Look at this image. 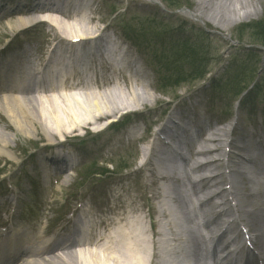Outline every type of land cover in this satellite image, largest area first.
<instances>
[{
  "label": "bare ground",
  "instance_id": "bare-ground-1",
  "mask_svg": "<svg viewBox=\"0 0 264 264\" xmlns=\"http://www.w3.org/2000/svg\"><path fill=\"white\" fill-rule=\"evenodd\" d=\"M77 1L83 4L90 14L87 16L74 14L63 6L67 3L70 8H74ZM144 1L154 2V0ZM194 1L195 11L186 12L185 15L206 24H213L223 31L229 30L231 26L229 22H233L236 16L250 17L256 12L250 0L241 1L239 11L234 8L235 2L232 4L234 0ZM220 4L223 8L220 10L215 8ZM247 4L250 6L247 7ZM92 7H94L93 0H38V3L32 4L29 9L26 5L11 8L10 15L16 17L8 22L11 31H18L16 35H20L24 32H35L34 29L37 28L42 30L44 26H48L50 44L49 49L45 51L47 55L45 61L40 63L42 70L39 75L25 70L20 80L17 75L19 64L14 66L16 62L9 61L5 65L9 67L6 76L0 75V85L2 82L9 85L6 91H0V112L9 121L8 125L0 126V152L4 156H9L8 145L14 137L31 139V137H38L42 132L48 140L55 136L67 138L81 130L98 126L120 112L133 113L130 117L131 121L138 119L141 112L134 110L137 106H147L153 100L156 102V97L149 88L150 82L143 74L146 72L134 70L137 59L133 51H130L129 47L123 51L122 43H119L113 33H110L111 26L104 31L97 29V24L103 22V19L95 16V10H92ZM38 15H41V19ZM140 20L151 27V34L155 33L162 37L165 33H170L166 30L170 24H167L163 18L153 16V18H140ZM33 23L37 25L28 29ZM186 24L193 27L189 23ZM143 33L147 34L148 31L144 29ZM110 45L115 49L109 48ZM104 50L108 53L113 50L115 56L112 60L120 57L126 64L124 67L130 76L122 75L117 69L118 73L114 71L111 74L113 62L104 58ZM13 59L12 61H16L15 57ZM65 65L74 68L73 72L76 73L72 76H64L67 82L79 79V86H69L60 80L62 73L55 70L65 69ZM99 67L107 74L106 77L100 74ZM124 67L122 66L123 69ZM82 74L90 77L89 82L83 81ZM51 79H55L56 85L50 90L34 87L41 80ZM18 80L19 87H13ZM105 80L113 87L106 90L104 86H100L105 85ZM74 88L80 89L78 91H82V94L79 96L73 94ZM125 90L128 92L124 94ZM166 110H168L166 113L175 111L169 104L166 105ZM177 119L183 126H176L175 123L168 126L163 124L160 133L170 140H175L180 147L184 146L188 157L180 156L162 140H160L159 148L153 149L158 157L156 160L158 166L166 161L174 166L177 163L176 157H180L179 162L182 163L180 166L182 168L176 166L174 168H184L185 171L184 179L176 180L168 194L172 210L158 212V217L162 220L155 223L157 232L151 230L153 236L158 237L156 242L151 243L152 254L149 253L151 247L146 239L147 232L144 227L145 220L149 218L148 215L140 214L141 209L138 206L134 208L136 199L119 196L116 199V210L108 209L109 212L118 213H111L100 221L108 231L112 227L115 228L111 239L99 236L93 241L94 244L87 241L82 245L78 241L76 244L80 246L79 250L49 251L50 238H45L43 233L47 232V227L41 228L39 233L34 234L31 228L24 230L20 224H16L15 229L18 232L15 234L19 246L23 249L28 244L33 245L34 248L32 252L24 253L17 264H160L155 262V258L163 254L168 256L167 264H197L200 260L197 253L202 251V246L207 245L208 242L211 243V253L215 256L213 264H264V138L260 140L259 150L255 149L256 156L249 157L251 148L237 146L235 141L230 139L237 129L234 130L228 126L215 128L207 139H201L211 126L204 121L201 114H197L194 110H184L177 113ZM146 130L148 131V127L145 133ZM190 130L196 135L192 142L187 135ZM12 131L14 134L11 133ZM137 137L135 132L128 135L127 139L130 141ZM156 137L159 138L158 134ZM157 138L155 140H158ZM196 144L200 145L201 150L196 149ZM248 146L253 147L250 144ZM150 148L151 146L145 149L142 169L150 165V172L157 173L159 167L154 166L153 162L150 163ZM232 148L240 151L244 149L247 155L244 157L235 155L231 151ZM218 152H220L219 158L209 159L199 164L201 159H208L210 155ZM172 155H175L173 160H171ZM195 162L198 164L197 167H193ZM258 162L262 167L259 168L260 165L256 164ZM58 163L62 166H58L57 170L64 171L66 165L56 157H49L47 160L41 158L36 166L47 170L49 165ZM222 168L223 172H219ZM259 175L262 176L259 177ZM243 185H247V189L244 187L246 193L241 195L239 190ZM179 187L184 195L179 192ZM203 191L212 192V197L204 204L212 210V218L208 220L201 218L203 205L187 213L191 202L188 193L195 197ZM217 199L220 202L216 201ZM71 206L72 204H68L67 207ZM65 211L69 210L65 209ZM130 213L133 220L128 218ZM64 214L63 211L62 216ZM110 216L115 220L109 219ZM222 216L232 221L228 225L220 223ZM176 218L180 221H176ZM86 219L91 227L96 226L92 215L86 216ZM206 234L210 235V239L205 237ZM51 238V242L59 246L74 239L73 235L65 232ZM97 241L106 242L107 245L102 248ZM39 248H46L45 253H40ZM99 249H102L101 255L97 252ZM218 256L221 258H217ZM4 262V254L0 250V264Z\"/></svg>",
  "mask_w": 264,
  "mask_h": 264
},
{
  "label": "rangeland",
  "instance_id": "rangeland-1",
  "mask_svg": "<svg viewBox=\"0 0 264 264\" xmlns=\"http://www.w3.org/2000/svg\"><path fill=\"white\" fill-rule=\"evenodd\" d=\"M5 1L13 2L14 5L24 3L28 9L32 4L38 3V0ZM93 1L94 7L91 9L95 10L98 19H103V22L97 24V29L104 31L111 26L110 33H113L117 40L124 42L127 47L129 46V50L136 55L140 69L146 72L144 75L150 82L156 102L153 100L147 106H137L134 110L141 112L138 119L131 121L128 116L117 117L116 121L123 119V123L103 134H93L92 130L94 132L100 130L106 127L108 122L101 124V127L81 130L68 136L67 139L55 136L51 141L42 132L38 137L31 139L14 137L8 145L9 156H4L0 152V198H17L16 192L19 190L26 194L28 193L26 191H29L26 201L29 208L27 211L28 213L31 211L29 214L31 216L26 226L37 229L41 220L57 218L69 202L75 205L82 199L87 203L98 200L107 193L111 197L114 194L125 196L124 198L131 197L137 200L134 201V208L138 206L141 209L140 214L149 217L145 220L144 227L147 232L146 239L152 248L151 243L158 240L151 233V229L156 231L154 211L165 202L163 186L170 181L164 175L150 172V165L142 169V164L145 148L150 147L145 145L147 144L145 141L155 140V133L160 129V123L168 111L166 105L184 111L195 108L197 103L198 109L195 111L201 114L205 121H210L212 131L227 126L231 128L232 125L234 130L237 129L231 136L235 145L251 148L249 157L256 156V148L259 150L261 136L264 133V61L261 65L263 71L256 81H260L257 88L251 85L242 93L244 87L239 90L233 89L232 86L235 85L232 83L238 78L250 80L251 62L255 59L252 50L264 52V38L258 40L254 36L262 31L259 30V26L264 25V0H250L256 9L255 14L250 17L236 16L233 22H229L231 26L228 31L186 16L182 11L184 9L195 11L194 0H162L169 11H166V7H162L158 1L156 4L144 0ZM241 1L243 0L232 2V4L235 2L234 8L238 11L241 8ZM221 5L215 8L220 10L223 8ZM153 16L165 19V22L170 24L166 27L170 33L160 37L155 33L151 34L150 30L145 36L129 35L134 30L150 29L146 23L140 22V18H153ZM15 18L14 15H8L4 20L0 18V50L9 46L14 48L27 46L39 60L43 50L50 44L48 41L50 28L44 26L42 30L37 28L34 29L35 32L16 35L18 31H11L8 26V22ZM128 35L134 40L131 39V42L136 44V48L128 40ZM152 46H155L157 54ZM201 47L204 50L199 51ZM157 48L164 49L166 56L159 59ZM166 50L169 52L167 53ZM261 52L256 53L260 56ZM250 55L253 57H249ZM22 66L19 64V67ZM101 86L108 89L113 85L107 82ZM125 92L128 91L125 90L124 94ZM8 124L9 121L0 112V126L4 127ZM146 127L148 131L146 130L145 133ZM134 131H139L138 137L128 141V133ZM212 131L209 133L206 131L201 139H206ZM11 133L14 134V131ZM140 137H143L144 141L139 140ZM72 138L78 140L72 141ZM249 144L253 147L248 146ZM63 146L72 148L71 151L78 161L77 166H80L74 169L67 180L63 175L60 180L56 178L59 175L51 179L45 178V174H40L33 156H45L56 148L63 149ZM154 148L155 145H151L149 154L150 163L153 164L158 159ZM231 151L242 157L247 155L244 149L240 151L232 148ZM219 157L220 152L213 158ZM256 164L260 165L259 162ZM223 170L222 168L219 172ZM246 186L240 188L241 195L246 193ZM172 188L169 186V189ZM179 192L184 195L180 187ZM45 204L47 205L44 208ZM49 206L54 210L52 214L50 209L47 211ZM43 208L44 212L47 211L43 215L44 218L41 217ZM21 209L26 210V208ZM128 218L133 220L132 213ZM22 220L26 222V218ZM43 223L46 224L45 221ZM97 252L101 255L102 249Z\"/></svg>",
  "mask_w": 264,
  "mask_h": 264
},
{
  "label": "trees",
  "instance_id": "trees-1",
  "mask_svg": "<svg viewBox=\"0 0 264 264\" xmlns=\"http://www.w3.org/2000/svg\"><path fill=\"white\" fill-rule=\"evenodd\" d=\"M259 28H260L259 30H262V31L256 33L254 36H256V38L258 40H261V39L264 38V25L263 26H259ZM249 57H253V56L250 55ZM254 58L255 59L251 62L252 63V66L250 67V70L252 71V75L250 77V80H247V79L241 80V78H238V80H234L235 81V83H234L235 87L234 88H236L237 90L241 89V87H244L243 90H242V92L245 91V90H247L251 86V84L253 83V81L255 80V78L257 76V72H258V70L260 68L261 58L256 53L254 55ZM247 82H249V84L250 83L251 84L249 85V84H247ZM257 87H258V84L256 85L255 88H257Z\"/></svg>",
  "mask_w": 264,
  "mask_h": 264
}]
</instances>
